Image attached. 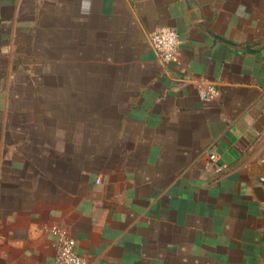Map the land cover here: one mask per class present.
I'll use <instances>...</instances> for the list:
<instances>
[{"label":"crops","instance_id":"obj_1","mask_svg":"<svg viewBox=\"0 0 264 264\" xmlns=\"http://www.w3.org/2000/svg\"><path fill=\"white\" fill-rule=\"evenodd\" d=\"M56 229L87 264H264V0H0V264Z\"/></svg>","mask_w":264,"mask_h":264},{"label":"built area","instance_id":"obj_2","mask_svg":"<svg viewBox=\"0 0 264 264\" xmlns=\"http://www.w3.org/2000/svg\"><path fill=\"white\" fill-rule=\"evenodd\" d=\"M150 45L157 57L165 63H177L181 45L180 36L170 27H161L150 34ZM200 99L209 101L219 95V90L212 84H205L200 89ZM210 161L217 160L215 154ZM59 240V251L55 264H87L86 260L76 252V240L65 231L55 230Z\"/></svg>","mask_w":264,"mask_h":264}]
</instances>
